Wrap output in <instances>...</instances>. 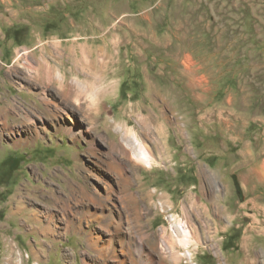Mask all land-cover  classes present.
I'll list each match as a JSON object with an SVG mask.
<instances>
[{
    "label": "rangeland",
    "instance_id": "1",
    "mask_svg": "<svg viewBox=\"0 0 264 264\" xmlns=\"http://www.w3.org/2000/svg\"><path fill=\"white\" fill-rule=\"evenodd\" d=\"M10 155L0 264H264V0H0Z\"/></svg>",
    "mask_w": 264,
    "mask_h": 264
},
{
    "label": "bare ground",
    "instance_id": "2",
    "mask_svg": "<svg viewBox=\"0 0 264 264\" xmlns=\"http://www.w3.org/2000/svg\"><path fill=\"white\" fill-rule=\"evenodd\" d=\"M91 59H89L87 57H84L83 59L77 60V63L81 65L80 67L82 69H85L86 66L94 67L95 63L98 62V61L91 60ZM104 65H106V64H103V62H98V67H100L101 69L105 68ZM63 82H64V80H63ZM105 82L102 81V82H99V84L101 86H103L106 91H108L109 88H111V86L108 85V84H105ZM64 84L65 85H63V86L65 87L64 89L67 90V93L69 95H75L76 99H78V100L81 98V96L83 94L88 93L90 91L98 90V87H99L98 84L96 85V79L92 75V73L91 74L86 73L84 75L83 79H78L77 84H68V83H65V82H64ZM60 85H62V84H60ZM3 126H6V124H4ZM127 144L130 146V148L132 150V154H133L134 157H136L138 159H145V160L148 159V157H149L148 152L146 150H143L144 148L142 149L138 145L139 144L138 140L137 141L136 140H132V141H130V143H127ZM182 227H184V226H182ZM112 240L113 239H111L109 241V244H106L105 246L100 247L99 246L100 236H93L91 239H89V245H90L89 247L95 248V249H97L99 251V257L103 258V261H105L104 264H110L109 263V257H111L112 264L117 263L116 261H118L119 263H124V258H123V256L120 255L122 252L120 253L116 249H114V250L112 249V252H111L112 243L114 241V240L113 241ZM110 253H111V255H110Z\"/></svg>",
    "mask_w": 264,
    "mask_h": 264
},
{
    "label": "trees",
    "instance_id": "3",
    "mask_svg": "<svg viewBox=\"0 0 264 264\" xmlns=\"http://www.w3.org/2000/svg\"><path fill=\"white\" fill-rule=\"evenodd\" d=\"M19 34V31H17ZM22 163L21 157L10 155L0 162V184L9 180L12 177L13 172L20 168Z\"/></svg>",
    "mask_w": 264,
    "mask_h": 264
},
{
    "label": "built area",
    "instance_id": "4",
    "mask_svg": "<svg viewBox=\"0 0 264 264\" xmlns=\"http://www.w3.org/2000/svg\"><path fill=\"white\" fill-rule=\"evenodd\" d=\"M166 218H167L168 220H173V219H174L173 216H172V213L166 215ZM173 234H174V233H173ZM175 235H177V234H175ZM186 254H187V256H189V257H186V258L188 259V262H190V264H197V263L193 260V258H192V254H191L190 251H187ZM185 256H186V255H185Z\"/></svg>",
    "mask_w": 264,
    "mask_h": 264
}]
</instances>
